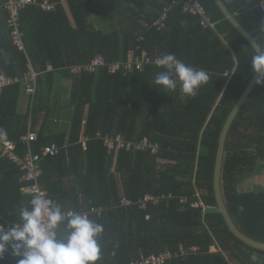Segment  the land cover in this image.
<instances>
[{
    "label": "trees",
    "instance_id": "1",
    "mask_svg": "<svg viewBox=\"0 0 264 264\" xmlns=\"http://www.w3.org/2000/svg\"><path fill=\"white\" fill-rule=\"evenodd\" d=\"M173 1L68 0L52 12L28 6L20 14L25 52L11 43L4 12L0 73L21 79L29 62L38 76L33 95L25 93L21 82L3 89L0 129L6 130L20 155L26 153L22 137L29 131L37 134L29 143L33 152L52 143L61 147L57 155L42 159L39 182L65 212L87 213L104 225L98 264H129L151 253H175L191 246L197 251L165 264H232L225 253L238 264H264L263 250L238 239L221 213L204 210L217 207L213 173L219 136L254 75L251 60L256 51L214 0H197L215 21L213 29L203 27L197 15L179 4L169 11L165 28L157 30L153 22ZM260 1L222 0L264 47V34L257 30L264 22ZM126 13L129 16L119 18ZM91 15L107 20L109 32L96 28ZM129 49L144 50L151 59L174 54L188 66L204 69L210 80L185 100L179 88L170 93L155 89L153 81L164 71L156 64L130 73H110L104 67L77 76L66 69L98 54L107 62L124 59ZM62 79L70 80L67 92L61 91ZM22 93L27 98L19 112ZM98 132L129 141L147 137L159 149L156 154L121 150L114 156L96 137ZM82 135L90 137L85 150L79 143ZM262 169L264 85L255 84L226 135L221 190L238 230L264 243V190L243 188ZM26 183L13 161L0 158V223L19 222V206L33 198L21 192ZM147 194L173 197L140 208L136 202ZM123 198L133 204H122ZM212 245L215 252H209ZM5 255L0 264H17L19 258L10 251Z\"/></svg>",
    "mask_w": 264,
    "mask_h": 264
},
{
    "label": "clouds",
    "instance_id": "2",
    "mask_svg": "<svg viewBox=\"0 0 264 264\" xmlns=\"http://www.w3.org/2000/svg\"><path fill=\"white\" fill-rule=\"evenodd\" d=\"M264 34V22L258 28ZM258 47L252 57L256 85H264V47ZM159 72L153 83L160 92H176L182 99L194 98L208 84L210 77L204 69H196L178 60L174 54H164L156 61ZM7 132L0 129V137ZM105 228L87 215L65 212L63 207L36 195L19 206V222L5 230L0 223V260L9 251L17 264H98L102 259ZM115 255V253H113Z\"/></svg>",
    "mask_w": 264,
    "mask_h": 264
},
{
    "label": "built area",
    "instance_id": "3",
    "mask_svg": "<svg viewBox=\"0 0 264 264\" xmlns=\"http://www.w3.org/2000/svg\"><path fill=\"white\" fill-rule=\"evenodd\" d=\"M68 0H5L0 3V17L5 12L6 14V25L11 43L20 51L25 52L24 45V32L21 29L20 14L28 6H36L43 12H52L57 9L59 5L66 3ZM183 5V9L193 15H197L200 20V24L203 27L214 28L215 21L206 13L203 5L197 0H174L172 4L165 6L159 13L157 19L153 22V25L157 30H162L166 26L168 13L175 5ZM258 7L264 11V0H261ZM162 56L156 55L153 59L147 56L146 52L142 50L136 53L134 49H129L126 52L125 58L116 60L113 62H107L101 55L94 56L90 61L80 64L68 66L67 69L71 75L77 76L82 73H96L100 68H106L110 73H116L121 71L123 73H130L133 71H142L144 66L147 64H156V61ZM52 67L48 66L47 70H51ZM38 73L28 63V70L24 73L20 79L18 77H8L4 73H0V95L4 88L21 82L24 91L27 95H33L36 90ZM96 137L103 140V145L108 153H113L114 156L119 151H131V152H150L156 154L159 149V145L156 142L149 140L147 137L139 141L125 140L121 135H102L97 133ZM37 139L35 132L29 131L22 140L26 142L27 148L26 153L20 155L15 150V144L6 137H0V158H7L13 161L19 170L23 172V180L27 183L21 187V192L31 197L36 195L43 196L47 200L52 201L47 196V192L40 185L39 178L42 173L41 161L46 156H55L60 152L61 147L55 143L45 145L39 152H33L30 148L29 143ZM90 137L82 135L79 143L82 149H86L87 142ZM173 195H145L143 199L137 201V205L140 208H145L148 202L157 203L163 198H172ZM122 204L131 205L133 202L122 199ZM91 211H95L94 208ZM87 215V213H84ZM15 223L6 222L5 230ZM211 248L216 247L212 245L209 252H215ZM196 246H191L189 249L180 248L179 252L164 251L159 253H151L146 256H141L139 259L131 261L129 264H165L170 262L171 259L176 258L179 255H185L191 252L197 251ZM6 258V255L4 259ZM2 259V260H4Z\"/></svg>",
    "mask_w": 264,
    "mask_h": 264
},
{
    "label": "water",
    "instance_id": "4",
    "mask_svg": "<svg viewBox=\"0 0 264 264\" xmlns=\"http://www.w3.org/2000/svg\"><path fill=\"white\" fill-rule=\"evenodd\" d=\"M217 6L222 11L225 18L249 41V43L255 47H258V45L255 42V39L251 37V35L237 22V20L230 14V12L227 10L226 6L222 2V0H214ZM256 51V49H255ZM256 80V74L254 73L252 79L249 81L247 86L245 87L244 91L234 104L233 108L231 109L229 115L227 116V119L224 123V126L221 130L219 141H218V148L216 152V158H215V166H214V173H213V190L215 195V200L217 207H206L204 208L205 211H216L222 214L229 230L241 241L249 245L250 247H253L255 249L263 250L264 251V243L260 241H255L246 235H244L242 232L238 230V228L234 225L233 221L231 220L227 209L224 204V200L222 197V190H221V167H222V159L224 154V143L226 139L227 132L237 115L238 111L242 107L243 103L245 102L248 94L254 87Z\"/></svg>",
    "mask_w": 264,
    "mask_h": 264
},
{
    "label": "crops",
    "instance_id": "5",
    "mask_svg": "<svg viewBox=\"0 0 264 264\" xmlns=\"http://www.w3.org/2000/svg\"><path fill=\"white\" fill-rule=\"evenodd\" d=\"M123 2V1H122ZM122 7V5L120 6ZM120 10V9H118ZM89 20L92 22L93 21V25L96 28H99L101 30H103L104 32H109V30L112 28L110 23L107 20H102L100 17L91 15L89 17ZM108 25H110V29H108ZM29 63V62H28ZM30 64V63H29ZM32 67V66H31ZM68 67V66H67ZM66 68V67H65ZM67 69V68H66ZM74 76V75H72ZM70 85V80L69 79H62L60 82V88L61 91L67 92L68 86ZM59 88V87H58ZM27 98V96L25 94L22 93L20 100H19V104H18V110L19 112L24 108L25 106V99ZM39 122L37 123L36 129H38L39 124H40V119L38 120ZM67 150V148H66Z\"/></svg>",
    "mask_w": 264,
    "mask_h": 264
},
{
    "label": "rangeland",
    "instance_id": "6",
    "mask_svg": "<svg viewBox=\"0 0 264 264\" xmlns=\"http://www.w3.org/2000/svg\"><path fill=\"white\" fill-rule=\"evenodd\" d=\"M124 16H129L128 13H126L125 15L121 14V16L119 18H123ZM118 20V19H117ZM126 24V23H125ZM108 29H110V25H108ZM244 184V189L245 187L247 188H254L256 187V189L259 190H264V169L258 171L257 173L253 174L249 179L248 182L246 181ZM216 247V246H215ZM217 248V247H216ZM213 251L217 250L215 248H211ZM225 257L226 259L231 262L232 264H238L236 261L232 260L229 258L228 254L225 253Z\"/></svg>",
    "mask_w": 264,
    "mask_h": 264
},
{
    "label": "bare ground",
    "instance_id": "7",
    "mask_svg": "<svg viewBox=\"0 0 264 264\" xmlns=\"http://www.w3.org/2000/svg\"><path fill=\"white\" fill-rule=\"evenodd\" d=\"M201 3V2H200Z\"/></svg>",
    "mask_w": 264,
    "mask_h": 264
}]
</instances>
